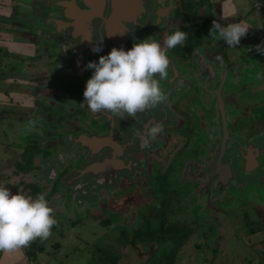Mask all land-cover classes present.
<instances>
[{
	"label": "flooded vegetation",
	"instance_id": "flooded-vegetation-1",
	"mask_svg": "<svg viewBox=\"0 0 264 264\" xmlns=\"http://www.w3.org/2000/svg\"><path fill=\"white\" fill-rule=\"evenodd\" d=\"M198 3L199 0H177L176 13L171 18L152 4L144 7V17L134 28L129 43L124 41L123 49L127 51L149 37L163 44L165 37L176 30L187 33L183 45L167 53L168 77L160 80L167 96L165 103L135 118L112 121L80 105L93 71L84 70V66L89 61L98 62L116 43L106 40V33L116 36L115 26L112 29L109 25L105 33L101 31L104 17H95L96 22L89 28L92 31L86 33L91 40L82 41L79 29L76 32V20L67 19L66 9L54 7L53 0H45L30 14L28 26L23 27L33 30L21 47L24 51L5 55L0 65L5 84L10 79L14 83V77L19 79L17 83L22 81L17 74L29 80L18 83L22 88L16 89L19 95L14 96V101L32 109L31 121L35 122L34 137L23 150V154H30V164L23 161L22 165L27 174L34 173L33 178L37 179L41 169L48 174L46 183L37 182L35 187L49 190L46 199L52 206L65 205L77 215L87 214L84 211L95 213L100 210L99 204L121 209L130 221L121 220L123 228L116 229L131 238L139 230L143 232L141 240L132 238L131 248L136 254L139 249L148 254L146 264H166L160 262L161 255L171 248V243L147 235L155 231L162 236V219L175 234L187 235L185 245L193 232L212 225L211 215L221 223V216L229 217L223 203L227 194L247 188L254 179L259 180L254 184L264 187V127L256 125L255 110L250 107L251 96L264 93V86H254L251 63L229 56L223 48L211 49L214 46L201 37V29L189 30V26L199 25L200 21L192 22L202 11ZM73 4L77 11L83 9V0H73ZM182 11L191 15L189 24L178 22ZM79 20L82 23L83 17ZM57 21L63 22L61 28ZM45 23L55 27L43 28ZM98 43L102 51L94 53L91 49ZM154 123H161L163 131L145 142L143 134ZM88 139H93L90 152L84 142ZM91 151L101 153L94 158L98 171L108 166L106 179L78 176L92 156ZM235 160L239 162L238 173L233 166ZM196 192L194 206L202 213L183 220L189 211L185 200ZM184 194L186 198H182ZM197 219V223H205L193 229L192 222ZM110 224L106 220L104 225ZM244 227L242 234L249 240L259 232V228L256 231L255 227Z\"/></svg>",
	"mask_w": 264,
	"mask_h": 264
},
{
	"label": "rangeland",
	"instance_id": "rangeland-1",
	"mask_svg": "<svg viewBox=\"0 0 264 264\" xmlns=\"http://www.w3.org/2000/svg\"><path fill=\"white\" fill-rule=\"evenodd\" d=\"M144 1L146 2L144 5L145 7L149 8V5L152 4V6L158 8L160 12L165 13V17L167 18L173 17L176 13L177 0ZM253 1L254 0H225L229 12H232V15H236L235 18L232 17L235 19V23L241 20H243L244 23L248 22L259 25L264 23V15L253 6ZM20 2L26 5L30 3L29 0H21ZM201 10L202 11L199 12L200 14L197 13L194 18L192 17L193 23L200 21L199 25L196 27L189 26V30L197 31L201 29V37L214 46V48L211 49L218 50L222 41L214 39L213 35H210V30L214 20L222 25L224 24V21L219 19L220 10L218 6H212V9L208 11L205 7H202ZM185 12L186 11L179 12L178 22L181 20L189 24L190 22L187 19L191 18V15L188 16L189 14ZM205 12L206 14L212 13L211 17L207 18ZM22 13L19 11L15 14V18H17L19 22L24 21L27 17L26 14ZM241 13H244L243 19L239 16ZM200 15L201 17H199ZM150 18H153V15H151ZM206 19L208 22H206ZM0 30L3 38L8 34H12L15 40H13V44L18 46L17 49L19 51L22 50V41L27 37L30 39L33 35V30H23L21 24L17 25L3 22L0 23ZM8 51L9 49L7 47L3 48V52L6 53ZM259 59L264 63V55L260 54ZM16 76L20 77L22 81H29L28 79H23L19 74ZM263 76L264 73L262 76L255 75L253 79L254 86H257L258 83L260 86H264ZM14 78L15 82L9 85L5 84L0 76V92H4L2 89L14 86V84L17 85L19 82L23 84L24 81H19L17 83L16 80L19 79L16 77ZM21 88L22 86L18 84L15 89L19 90ZM1 97L2 94L0 93V98ZM2 101L3 102H0V169L6 171L8 168L22 165L23 157L15 158L13 156L12 160L3 159L5 150L10 154L11 151H15L12 148L17 149L21 146L26 148L25 146H28L32 141V137H34L32 131L34 130V126L32 130H28L27 128L29 121H31L32 109H28L26 105H19L20 103L16 104L15 101L11 104H8L4 99H2ZM250 101V107L255 110L253 113L256 114V125L259 126V128L264 127V93L251 96ZM258 110H260V112ZM34 119H36V117H34ZM4 136H6V138H4ZM238 163L239 162L236 160L233 161L235 170L238 167ZM256 171L257 173L259 172V170ZM238 172L239 171L236 170V173ZM3 180L4 179L0 178V184L5 186ZM256 182H259V180L257 181V179H254L247 188H241L235 193L227 194V198L223 199V203L229 217L226 218L225 216H221V223L215 215H211L212 225L209 226L208 224L205 227L203 226V230L198 229L199 232L192 233L193 235L188 242L183 245L182 249L180 248L181 250L179 251L178 259L175 260V263L264 264V187L261 188L259 185L254 184ZM35 183L37 184V180H35ZM29 190H31V193L29 194L25 191V195L35 198L36 194L34 190L32 188ZM10 191L14 194V190ZM39 191L47 196L49 190L41 188ZM197 195L198 192H196L194 196H188L187 201L185 200V203H188L189 211L187 216L183 217V220L187 221L194 213L199 215L201 212V210L199 211V209L194 206V201L196 202L198 198ZM183 197L186 198V195L184 194L182 198ZM53 205L54 206L49 203V206L55 209L54 215L58 220L57 224L52 228L53 233L50 235L53 237V240H50V237L44 240L45 245L42 254L44 261H47L48 264H96V262H98V264H146L145 261L148 254H144L141 249L137 252L139 255L136 254V251L131 248V237L128 234L126 236L120 235L118 229H116L123 228L121 227L122 224H120L121 220L123 222L125 220H127V222L130 221L129 216L127 214L124 215L121 209L111 207L109 204H99L98 208H100V210L97 212L89 213L84 211L87 214L80 213L77 215V212L71 211L65 205L62 207L55 204ZM137 214L139 215V211ZM106 220L111 224L108 226L104 225ZM228 220L230 223L227 222ZM197 222L198 219L192 222L193 229L199 227L198 225L200 222ZM204 223L205 221H201L200 224L203 225ZM244 226H246V229H253L255 227L256 230L259 228L256 237L250 240L244 237V234H242L243 232L245 233ZM231 228L237 230V233H234ZM127 233H129V230ZM205 236H207L208 240L205 239ZM38 258L39 257H37V261ZM161 259L164 261L163 257ZM31 264L33 263L31 262Z\"/></svg>",
	"mask_w": 264,
	"mask_h": 264
},
{
	"label": "clouds",
	"instance_id": "clouds-1",
	"mask_svg": "<svg viewBox=\"0 0 264 264\" xmlns=\"http://www.w3.org/2000/svg\"><path fill=\"white\" fill-rule=\"evenodd\" d=\"M248 29L244 22L222 25L214 20L210 35L236 48ZM186 39V32L176 30L165 37L163 44L149 37L134 43L127 51L113 47L98 62L89 61L84 70L93 71L86 81L80 105L93 115L103 114L115 121L135 118L138 113L164 104L167 96L160 80L168 77L167 53L183 45ZM91 50L98 53L102 48L98 43ZM256 51L264 55V45H257ZM34 123L29 121L28 130H32ZM162 131V124L154 123L143 134L145 142L155 139ZM56 224L54 209L43 193L35 198L19 191L13 194L10 188L0 184V253H13L37 239H48Z\"/></svg>",
	"mask_w": 264,
	"mask_h": 264
},
{
	"label": "crops",
	"instance_id": "crops-1",
	"mask_svg": "<svg viewBox=\"0 0 264 264\" xmlns=\"http://www.w3.org/2000/svg\"><path fill=\"white\" fill-rule=\"evenodd\" d=\"M20 1L21 0H0V23L4 22V23L17 24V25L21 24L22 27H24V26L27 27L28 21L30 20V14H33L32 12H34L36 10L37 6H40L41 4H43L45 0H29L30 3L28 5L21 3ZM227 1H229V0H227ZM225 3H226L225 0H207V1L205 0L204 4H201L199 2L198 5H202V7H205L207 11L209 9L211 10L212 6H218V8L220 10L219 19L224 21L223 25L235 23L234 18L236 15L235 14L232 15L233 13L229 12L228 5H226ZM19 11H21V13L24 12L22 14H26L27 17H26V19H24V21L19 22V21H17V18H15L16 12H19ZM206 12H205V14H206ZM209 12H211V11H209ZM211 15H212V13L206 14V17L210 18ZM243 15H244V13H241L239 15V16H241V19L244 18ZM232 17H234V18H232ZM206 22H208L207 19H206ZM239 22H244V21L241 20V21H238L236 23H239ZM245 24L249 25V29H248L247 35L245 37L241 38L240 44L237 45L235 48V47L227 46L222 41L220 49L223 48V51L226 54H229V56L235 55V57H237V58L239 57L241 61L251 63L253 65L254 76L255 75L262 76L264 73V63L262 62V60L259 59L260 53L255 51V50H256L257 45H264V23L259 25V24L247 22ZM0 32H1V30H0ZM27 39H28V37L25 38V40L22 42L24 43ZM13 40L14 39H13L12 34H8L5 38H3L2 33H0V65L3 61H5V59H4L5 55L9 54L11 56L14 54H20L19 53L20 51L17 49L18 46L16 44H13V42L15 41V40L14 41ZM4 47H7L9 49V51L6 53L3 52ZM21 51L23 52L24 49H22ZM8 82H9L8 83L9 85H12L11 79ZM2 90L4 92H0L2 94V97L0 98V102H3L2 99H4L8 104H11L14 102V100L17 99L14 96L19 95V92L13 86H9V88H4ZM4 138H6V136H4ZM12 149L15 151H11L10 154H8L9 152L7 150H5L3 159L12 160L13 156L15 158H19L22 156L23 150H24L23 146L18 147L17 149H15V148H12ZM36 175H37V179L33 178L34 173L27 174V171H25V172L21 171L19 169V167L8 168V170H6V171H3L2 169H0V178L4 179L3 182H4L6 187H9L10 190H14V194L17 193L18 191L24 195L26 194L25 191L30 194L31 190H29V189H31V187L33 188V186L34 187L36 186V183L33 182L34 180H37V182H39V183H43V184L46 183L45 179H46L48 174L46 171H44V169L43 170L41 169L39 171V173ZM40 188L41 187L38 188V192H40L39 191ZM45 197H47V196H45ZM51 233H53L52 230H51ZM37 240H40V239H37ZM50 240H53V237L50 236ZM42 241H44V240H41V242ZM44 245H45V241H44ZM25 248H22V249L15 251L13 253H1L0 264H31V262L33 264H40V263L41 264H48L47 261H44V258L42 255L43 252L40 254L38 253V256H37V257H39L38 261H37V257H36V259H33V261H31V258L27 259L25 256V253H24ZM96 264H98V262H96Z\"/></svg>",
	"mask_w": 264,
	"mask_h": 264
},
{
	"label": "water",
	"instance_id": "water-1",
	"mask_svg": "<svg viewBox=\"0 0 264 264\" xmlns=\"http://www.w3.org/2000/svg\"><path fill=\"white\" fill-rule=\"evenodd\" d=\"M109 0H106V2ZM143 1V2H142ZM144 0H110L108 3H104V0H83V9L81 11H77L74 4L73 0H53V6L58 7L60 9H66V13L64 16L67 19H73L76 20L75 23H77V28L76 32L80 31V34L82 36V41L84 39H88L89 41L91 40L90 38H87L86 33L88 30H90V25L92 22H96L95 17H104V21L102 22L101 25H103L102 28V33L106 32L105 29L108 31V27L113 29L115 26V34L113 33L112 35L107 34V41H114L116 40V43H112V47L116 48H123L124 47V41L129 43V39L133 36L134 34V28H136L137 24L140 22L141 19H143V15L145 14L144 11V5H145ZM147 8V7H145ZM83 17V21L78 19ZM48 21V20H47ZM57 26L59 24L58 28H61V25L63 22L61 21L60 23L57 21L56 22ZM75 25V24H74ZM55 27V26H49L47 23L44 24V27ZM76 26V25H75ZM57 28V27H56ZM55 28V29H56ZM40 31V30H39ZM92 30H90L91 32ZM126 31V32H125ZM120 40V43H119ZM121 43L123 45H121ZM92 140L93 139H88L84 140L86 142L87 146H89V152L92 147ZM92 156L89 155L88 160L84 163V166L82 169L78 172V176H100L102 179L108 177V166L106 165L103 168V171L101 170L98 171L96 168V160L94 161L95 158V153L91 151ZM101 153L97 152L96 156H99ZM102 160L106 161V158H103ZM257 164V162H256ZM255 164V165H256ZM105 170V171H104ZM99 178V177H98ZM93 183V182H92Z\"/></svg>",
	"mask_w": 264,
	"mask_h": 264
},
{
	"label": "trees",
	"instance_id": "trees-1",
	"mask_svg": "<svg viewBox=\"0 0 264 264\" xmlns=\"http://www.w3.org/2000/svg\"><path fill=\"white\" fill-rule=\"evenodd\" d=\"M201 4L205 2V0H199ZM30 154L28 152H25L22 154L23 161L26 162V164H30ZM25 164V165H26ZM21 171H26V167L23 165L18 166ZM32 188V187H31ZM34 190V193H38V189L36 187L32 188ZM141 230L138 231V233H135V235L132 238L141 240L143 236V232H140ZM159 231L162 232V236L158 237L157 232L155 231H148V237L150 239L158 240V241H169L171 243V248L166 250L164 254L161 255V258H164V261L161 259L160 262L166 263V264H175V259L176 256L181 248V246L184 244V242L187 239V235L180 233V234H175V232L170 228L166 227L165 225V219H162L160 226H159ZM124 235V234H122ZM131 238V243H134ZM44 251V241L41 242V240H36L33 241L28 247L24 249V253L27 259L31 258V261L33 259H36L38 253H42Z\"/></svg>",
	"mask_w": 264,
	"mask_h": 264
},
{
	"label": "built area",
	"instance_id": "built-area-1",
	"mask_svg": "<svg viewBox=\"0 0 264 264\" xmlns=\"http://www.w3.org/2000/svg\"><path fill=\"white\" fill-rule=\"evenodd\" d=\"M253 6L259 10L262 15H264V0L263 1H260V0H254L253 1Z\"/></svg>",
	"mask_w": 264,
	"mask_h": 264
}]
</instances>
